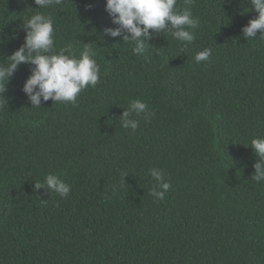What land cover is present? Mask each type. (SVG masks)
Segmentation results:
<instances>
[{
    "label": "trees",
    "instance_id": "16d2710c",
    "mask_svg": "<svg viewBox=\"0 0 264 264\" xmlns=\"http://www.w3.org/2000/svg\"><path fill=\"white\" fill-rule=\"evenodd\" d=\"M36 7L0 0V62L23 44L25 20L43 11L54 20L55 51H96L100 83L75 105L40 108L21 91L31 64L6 84L0 264H264V180L251 179L250 148L264 137V39L241 32L257 16L250 0H177L200 21L188 29L194 40L154 33L140 55L105 34L115 27L105 0ZM203 48L211 55L196 63ZM133 99L152 113L133 114L135 130L119 119ZM152 168L171 185L163 201L150 194ZM48 174L70 185L67 197L35 189Z\"/></svg>",
    "mask_w": 264,
    "mask_h": 264
},
{
    "label": "clouds",
    "instance_id": "9594fccd",
    "mask_svg": "<svg viewBox=\"0 0 264 264\" xmlns=\"http://www.w3.org/2000/svg\"><path fill=\"white\" fill-rule=\"evenodd\" d=\"M191 2L186 0L188 4ZM33 3L37 6L35 9H48L54 3H60V0H33ZM250 3L257 16L250 19L241 32L248 40L254 39L259 30L258 39H264V0H250ZM105 11L111 24L115 25L106 28L105 34L132 42L134 55L145 53L152 46L149 40L158 32H168L182 44L191 43L194 35L188 29H196L200 24L190 8H177V0H105ZM22 27L25 32L23 44L7 56L6 63L0 62V108L7 104L3 97L6 84L21 64L32 65L30 75L21 89L31 103V108H40L41 100L75 105L82 90L100 83V66L96 62L97 53L93 48L86 45L79 57L66 54L71 52L70 45L55 51L54 20L50 14L36 11L25 20ZM211 51L210 48H203L196 52L195 62L207 61ZM133 114H145V119L152 115L146 102L133 99L119 118L123 128L137 129L139 121L132 118ZM250 148L256 156L251 179L259 182L264 180V137L252 139ZM149 174L156 182L150 194L163 201L171 187L166 180V173L162 169L152 168ZM122 175L126 176L124 173ZM34 184L35 189H45L46 186L61 197H67L71 191L70 185L55 174H48L44 184Z\"/></svg>",
    "mask_w": 264,
    "mask_h": 264
}]
</instances>
